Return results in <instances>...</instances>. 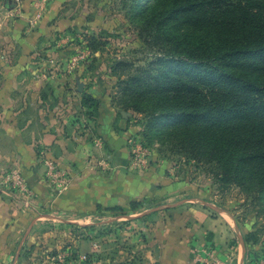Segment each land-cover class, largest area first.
<instances>
[{"label":"rangeland","instance_id":"rangeland-1","mask_svg":"<svg viewBox=\"0 0 264 264\" xmlns=\"http://www.w3.org/2000/svg\"><path fill=\"white\" fill-rule=\"evenodd\" d=\"M24 1L0 0L2 19H15ZM52 2L29 0V21L34 23L23 33L35 30ZM224 4L196 0L191 9L179 7L178 0H154L141 9L131 0L63 3V11L74 12L81 22L65 28L53 23L41 30L36 65L46 80L43 97L50 92L64 111L65 104L74 102V112L63 113L61 121L68 131L73 126L83 135L95 125L104 97L115 109V118L125 122L129 135L124 168L143 190L125 203L79 215L33 205L25 177L6 169L0 174L1 192L28 201L33 221L7 256L0 245V264H264V188L256 180L264 164L237 166L238 149L230 147L221 156L223 146L210 141L233 136L236 132L230 129L248 120L260 128L264 103L250 107L244 117H223L221 112L189 121L173 115L180 112V97L175 102L163 98L178 95L179 88L201 92L208 86L228 87L220 81L224 60L201 47L204 40L214 39L206 28L222 20ZM4 32L0 26V36ZM181 40L189 45L177 44ZM226 60L253 83L251 95L264 101V52L230 54ZM55 83L63 85L61 93H56ZM56 101L51 98L49 104ZM212 102L222 103L217 96ZM202 126L210 128L196 131ZM261 138L264 133L254 134L255 140ZM222 160L230 173L223 171L218 162ZM47 161L53 163L43 162L46 184L56 195L71 174L57 164L50 171ZM15 174L24 180L25 190L14 184Z\"/></svg>","mask_w":264,"mask_h":264},{"label":"crops","instance_id":"crops-1","mask_svg":"<svg viewBox=\"0 0 264 264\" xmlns=\"http://www.w3.org/2000/svg\"><path fill=\"white\" fill-rule=\"evenodd\" d=\"M65 1L54 0L36 22L35 30L26 34L23 30L28 23H34L29 21L33 12L29 0L13 20L2 19L0 11V26L5 30L0 36V174L6 169L21 172L31 188L33 205L93 214L98 206L125 203L143 189L136 187L135 175L124 168L129 135L125 122L115 118V109L104 97L95 125H89L90 133L84 130L85 135L76 133L73 126L68 131L61 121L63 113L74 112V102L65 104L68 107L64 111L50 92L43 97L46 80L36 65V53L42 49L41 30L52 28L53 23L65 28L81 22L74 12L63 11ZM53 87L56 93L62 92L63 85L55 83ZM51 98L55 105L49 104ZM104 157H109V162ZM45 160L71 174L68 184L56 195L46 184ZM24 201L0 190V245L6 256L16 241L26 236L33 221V212Z\"/></svg>","mask_w":264,"mask_h":264},{"label":"trees","instance_id":"trees-1","mask_svg":"<svg viewBox=\"0 0 264 264\" xmlns=\"http://www.w3.org/2000/svg\"><path fill=\"white\" fill-rule=\"evenodd\" d=\"M153 1L131 0V5L134 7L139 6L142 9ZM178 3L179 7L188 6L192 9L196 5V0H178ZM223 3L225 4L220 12L222 20L206 28V32L212 31L210 34H214V39L204 40L201 47L205 49V52L211 50L215 57L222 59V63L224 60L219 69L221 74L220 81L227 82L228 87L233 89L223 92L222 90L228 87L221 89L215 86H208L201 90V92L204 90L207 93L201 94L200 91L195 92L196 87H189L186 90L179 88L178 95H164L163 98L167 102H175L174 100L180 97L181 106L177 108L180 112H178L179 114L174 112L173 115H179L189 121L203 117L206 114L216 116L221 112L225 114L223 117L227 115H241V117H244L250 107H256V105L264 103V101H260V96L251 95L254 93L253 83L245 75L238 74L232 64V60H226L230 54L264 52V0H223ZM185 42L186 40H181L177 44L183 46ZM173 80H175V77L170 76V81ZM170 81L168 82L171 83ZM168 86L172 87L170 84ZM262 87L264 88V81ZM263 88H258V90L263 91ZM215 96L220 98L222 103L214 105L212 100ZM192 99L198 103L205 102V104L197 106L192 102ZM178 103L179 101L176 102V104ZM214 126H216V123H214ZM208 128L210 126L197 127L195 129L198 132H202L208 130ZM257 128L258 125L255 121L248 120L230 129L233 133L236 132L233 136L227 139L217 137L210 141L213 145L223 146V150L220 152L221 156L229 153L230 147L238 149V154L234 158L237 166L250 163L258 164V166L262 167L264 164V138L255 140L254 134L259 131L264 133V124ZM218 133L222 132L218 131ZM218 162L223 171L230 173L229 170H225L226 162L223 160ZM258 171L260 172L257 173L256 180L264 188V168L258 169ZM134 205L135 202L132 203V206ZM99 208L100 206H98Z\"/></svg>","mask_w":264,"mask_h":264},{"label":"built area","instance_id":"built-area-1","mask_svg":"<svg viewBox=\"0 0 264 264\" xmlns=\"http://www.w3.org/2000/svg\"><path fill=\"white\" fill-rule=\"evenodd\" d=\"M46 164L50 171H54L56 169V166L52 162L47 161ZM13 181L14 184L17 185L20 190H25L27 188L24 180L18 174H15L13 176Z\"/></svg>","mask_w":264,"mask_h":264},{"label":"water","instance_id":"water-1","mask_svg":"<svg viewBox=\"0 0 264 264\" xmlns=\"http://www.w3.org/2000/svg\"><path fill=\"white\" fill-rule=\"evenodd\" d=\"M81 87V86H80Z\"/></svg>","mask_w":264,"mask_h":264}]
</instances>
